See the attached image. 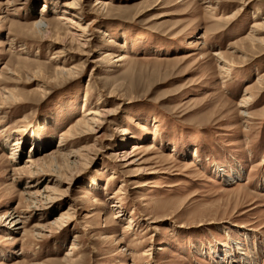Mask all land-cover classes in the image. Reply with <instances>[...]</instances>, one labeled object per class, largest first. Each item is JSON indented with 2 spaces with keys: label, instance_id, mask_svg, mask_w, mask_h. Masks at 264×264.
<instances>
[{
  "label": "rangeland",
  "instance_id": "1",
  "mask_svg": "<svg viewBox=\"0 0 264 264\" xmlns=\"http://www.w3.org/2000/svg\"><path fill=\"white\" fill-rule=\"evenodd\" d=\"M74 1L0 0V264H264V0Z\"/></svg>",
  "mask_w": 264,
  "mask_h": 264
},
{
  "label": "bare ground",
  "instance_id": "2",
  "mask_svg": "<svg viewBox=\"0 0 264 264\" xmlns=\"http://www.w3.org/2000/svg\"><path fill=\"white\" fill-rule=\"evenodd\" d=\"M76 1V0H75ZM74 1V2H75ZM73 2V3H74ZM73 7V6H72ZM36 24V23H35ZM35 24H34V26H35ZM37 25V24H36ZM37 26H39L40 28L43 26V22H38V25ZM263 27L264 28V23L263 24H260V25H256L255 26V28L257 29V28H259V27ZM45 27V26H44ZM50 27V26H49ZM35 28H36V26H35ZM48 28V27H47ZM262 28V29H263ZM37 29V28H36ZM39 29V28H38ZM37 29V30H38ZM44 29V28H43ZM40 30V29H39ZM38 30V31H39ZM264 30V29H263ZM256 31V30H255ZM259 31H260V29H259ZM124 58H122L121 60H123ZM63 72V71H62ZM252 100H251V98H249V97H247V98H245L244 100H243V104L241 105L242 107H244L245 109H242V110H244V112L246 113L247 111V104H249L250 102H251ZM88 117H90L89 119H88V122L89 123H91V124H94L95 126H97V124H101V120L104 118V117H110L111 116V113L107 110V109H99V110H97V111H95V112H91V113H89L88 115H87ZM87 117V118H88ZM109 119V118H108ZM91 131V130H90ZM134 150H133V152H131V153H128V152H125V151H123V152H121V153H119L118 155H116L119 159H120V161H126V163L125 164H127L128 163V161H130L131 160V157H132V155H133V153L137 150V149H139V146H137V145H134ZM123 153V154H122ZM122 154V155H121ZM117 158V159H118ZM28 163H32L31 161H28ZM134 162H132L131 161V163L130 164H133ZM129 164V165H130Z\"/></svg>",
  "mask_w": 264,
  "mask_h": 264
}]
</instances>
